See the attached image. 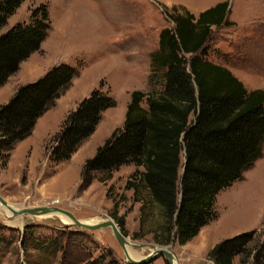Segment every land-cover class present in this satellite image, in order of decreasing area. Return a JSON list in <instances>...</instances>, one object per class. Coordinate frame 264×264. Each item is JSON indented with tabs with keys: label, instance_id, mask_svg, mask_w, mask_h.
<instances>
[{
	"label": "trees",
	"instance_id": "1",
	"mask_svg": "<svg viewBox=\"0 0 264 264\" xmlns=\"http://www.w3.org/2000/svg\"><path fill=\"white\" fill-rule=\"evenodd\" d=\"M24 1L0 0V87L32 53L42 51L52 29L48 4L40 3L29 22L2 32ZM163 8L174 26L160 31L159 48L151 54L149 82L158 88L132 92L123 126L85 161L80 187L87 188L94 179L107 181L123 165L143 166L145 170L137 168L125 185L141 203L136 235H151L160 245L174 240L184 245L218 217L214 206L219 192L242 179L262 157L264 89H248L227 66L207 59L213 26L236 25L229 18L228 0L198 15L183 5L174 6L173 13ZM78 73L71 64L54 65L0 105V149L7 151L4 166L18 142L32 133L38 118L55 105ZM117 104L102 80L68 113L51 139L50 158L56 163L70 159L96 130L103 112ZM114 217L127 235L124 217ZM257 232L252 229L221 240L210 257L216 264H236L234 258L239 256V264H248L258 249L254 261H264V244L251 246ZM55 239L54 246L64 251L68 244Z\"/></svg>",
	"mask_w": 264,
	"mask_h": 264
},
{
	"label": "rangeland",
	"instance_id": "2",
	"mask_svg": "<svg viewBox=\"0 0 264 264\" xmlns=\"http://www.w3.org/2000/svg\"><path fill=\"white\" fill-rule=\"evenodd\" d=\"M222 1L226 0L24 1L2 32L18 22H29L31 12L38 4H48L52 29L42 44V51L36 52L40 71L67 63L78 67L79 73L72 80L73 86L65 90L69 89V92L62 94L64 96L61 95L59 100L57 98V105L47 110L43 120L35 124V130L18 142L6 166L2 162L7 151L0 149V194L18 210L58 206L90 223L104 218L118 223L114 217L117 214L125 219V236L130 241L158 244L151 235L143 238L136 235L141 203L134 201V190L125 187L135 164L121 166L105 182L94 179L84 189L80 187L83 165L96 154L98 137L83 142L70 159L60 163L50 158L51 139L61 129L68 113L102 80L119 98V91L125 84L142 83L140 64L133 55L128 57L125 37L139 33L151 42L159 39L164 27L174 26L163 6L173 13L176 5L186 6L191 11L196 4ZM228 1L229 18L236 25L213 26V38L207 43V59L227 66L248 89H264V0ZM135 40L131 39L132 42ZM152 71L153 63L150 74ZM39 78L27 76L23 69L21 73L12 74L0 87V105L7 103L20 86ZM149 78L148 89L143 91L158 88L150 84ZM120 100L122 109L124 100L122 97ZM105 115L100 122L101 129L96 132L100 137L116 119ZM136 167L145 170L143 166ZM214 209L218 217L203 227L208 241L203 239L184 245L176 242L173 246L178 264H216L209 252L218 242L252 229L258 232L251 246L264 244V151L262 157L243 173L242 179L219 192ZM3 211L0 205V264H131L111 227L87 229L72 222L61 223L59 219L41 221L38 215L29 213L9 218ZM55 238L68 244L64 251L54 246ZM134 248L143 259L147 248L151 247ZM257 253L258 249H254L248 264H264V261H254ZM234 262L239 264L240 257H235ZM145 264L169 262L161 255Z\"/></svg>",
	"mask_w": 264,
	"mask_h": 264
},
{
	"label": "crops",
	"instance_id": "3",
	"mask_svg": "<svg viewBox=\"0 0 264 264\" xmlns=\"http://www.w3.org/2000/svg\"><path fill=\"white\" fill-rule=\"evenodd\" d=\"M215 3H217V2H215ZM215 3H210L208 5H201V6L196 4V6H192L191 11L194 14L198 15L200 12L208 9L210 6L214 5ZM134 35L135 36H132V34H129L128 36L125 37L126 40H125L124 47L129 53L128 57L133 55L135 61L138 62V64H140V69L142 71V76H143L142 83L139 85H137V84H125L121 88V90L119 91V96H121L122 99L124 100V105H123L122 109L119 106L120 102L122 101V100H120L121 97L119 98L113 92H111V95L117 99L118 104L115 107H111V108H108L107 110H105L103 112L102 120L104 117H106L105 114H107L108 118H109V116H113L114 118L116 117L114 125L110 129L108 128V130L106 131L107 133L105 135L100 137L96 133L102 127L101 124L99 123V125L97 126V128L95 130V133L93 135L89 136L84 141V143L86 141L89 142L91 139H93V137L94 138L98 137V141H97L96 145H98V147L101 146L111 136V134L113 133V131L116 128L123 126L124 120H125V114L127 111V106L131 101L132 91L135 89H140V90H147L148 89V77H149L150 72H151V64H152L151 54H152V52L156 51L159 48V39L157 38L155 42H151V41H149L148 37L141 36L142 34L136 33ZM131 39H136V40L132 42ZM22 69L24 70V73L27 74V76H33L35 79L38 77H41L42 75H44L46 73L47 70H49V69H47L44 71H40L39 61H38V57L36 56V52L32 53L31 56L28 57V59L23 61L20 65L19 70L16 71L15 73H18L19 71L21 73ZM35 79H33V80H35ZM29 80H32V79H29ZM72 86L73 85H71V87ZM251 89H255V88H251ZM68 92H69V89L66 92L64 91L62 94L66 95ZM61 95H60V97H61ZM64 95H62V97ZM59 98H58V100H59ZM58 100L56 99L55 105L53 107H55L57 105ZM53 107H51V108H53ZM48 111H46V112H48ZM46 112L38 119L36 125L41 120H43V117L46 115ZM136 168L137 167L135 166L134 170H132V171H135ZM204 230H205V228H202V230L199 232V234L196 235L188 243H190V244L193 242L199 243L200 240L202 241L203 239H206L208 241V236L204 232ZM214 243H216V241H214ZM212 247H213V245H212Z\"/></svg>",
	"mask_w": 264,
	"mask_h": 264
},
{
	"label": "water",
	"instance_id": "4",
	"mask_svg": "<svg viewBox=\"0 0 264 264\" xmlns=\"http://www.w3.org/2000/svg\"><path fill=\"white\" fill-rule=\"evenodd\" d=\"M183 172H184V169L182 170V175H183ZM0 203L3 206L11 205L8 202V200H6L1 194H0ZM55 212H62L64 215L68 216L73 221V223L78 227L87 228V229H100L104 227H111L114 232V235L116 236L118 242L122 246L126 257L128 258L131 264H141V263L145 264L153 260L155 257L161 256V255L166 256L169 264H178L176 260V256L172 251L173 246L176 244L175 240L169 245H159V244H154V243H138V242L130 241L122 233L121 228L118 225V223L114 221L113 219H106V220L88 223L82 219H79L71 211L58 207V206L24 207L19 210H14L13 214L21 215L24 213H29L32 215H44V214H50V213H55ZM128 245H131L136 248L153 247L154 251L151 252L148 256L144 257L143 259H133L129 255V252L127 249Z\"/></svg>",
	"mask_w": 264,
	"mask_h": 264
},
{
	"label": "bare ground",
	"instance_id": "5",
	"mask_svg": "<svg viewBox=\"0 0 264 264\" xmlns=\"http://www.w3.org/2000/svg\"><path fill=\"white\" fill-rule=\"evenodd\" d=\"M0 205L2 206V208L4 210L3 212H5V214L9 218L17 216V215L13 214V211L14 210H18V209L14 208L12 205L3 206L1 203H0ZM37 217L41 221H48V219H52V220L53 219H59L61 221V223H65V224H67L69 222L73 223V221L68 216L64 215L62 212H55V213H50V214L38 215ZM102 220H106V219L104 218ZM85 222H87V221H85ZM88 223H90V222L88 221ZM145 248H147V247H145ZM127 249H128L130 257H132L133 259H141L140 255L136 254V250H135V248L133 246L128 245ZM146 251H148V252L145 255V257L148 256L151 252H153L154 248L153 247L147 248Z\"/></svg>",
	"mask_w": 264,
	"mask_h": 264
}]
</instances>
